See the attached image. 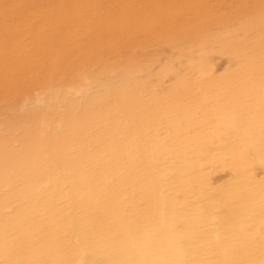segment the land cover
Here are the masks:
<instances>
[{
    "label": "bare ground",
    "instance_id": "1",
    "mask_svg": "<svg viewBox=\"0 0 264 264\" xmlns=\"http://www.w3.org/2000/svg\"><path fill=\"white\" fill-rule=\"evenodd\" d=\"M43 1L0 0V82L5 88H17L21 79L26 88L37 84L32 74L46 71L47 87L43 85L50 92L68 60L93 55L83 45L93 30L102 33L91 37L106 50L113 38L150 45V0H123L116 6L105 1L116 14L100 13L102 0ZM193 1L197 8L209 3ZM262 2L256 5L264 7ZM60 5L58 11L53 8ZM23 9L29 10L26 17ZM204 23L201 29L209 27ZM185 24H177L178 36L193 34ZM197 37L186 42L202 39ZM260 41L249 44L242 55L226 46L227 54L234 50L236 57L229 58L219 76L205 54L185 55L182 75L176 78L173 69L169 75L171 87L174 83L186 98L184 108L170 103L166 110L138 109L146 115L143 121L134 120L136 109L126 116L118 105H107L102 115L92 109L96 119H89V112L81 118L90 125L60 119L68 124L66 134H57L60 126L51 132L45 156L56 160L53 168L35 156L38 146L19 165V156L13 165L7 159L0 164V264H264L256 256V248H264ZM111 48L119 55V48ZM81 72H75L78 78ZM82 78L88 81L86 75ZM119 98L125 106L132 103H127L128 91ZM128 129L133 136L124 135ZM39 131L44 138L45 130ZM86 148L102 149L101 155ZM9 166L12 175L5 180ZM16 183L18 193L12 189ZM207 251L215 253L213 260L204 261Z\"/></svg>",
    "mask_w": 264,
    "mask_h": 264
},
{
    "label": "rangeland",
    "instance_id": "2",
    "mask_svg": "<svg viewBox=\"0 0 264 264\" xmlns=\"http://www.w3.org/2000/svg\"><path fill=\"white\" fill-rule=\"evenodd\" d=\"M46 1L44 0L43 2ZM105 1L112 2V0H104V2L102 0L104 5L106 4ZM122 1L113 0L112 3H116V6L117 3H121ZM155 1L150 0V45L147 44L143 47L141 43H120L116 41L118 40L117 38H113L108 46L109 49L106 50L105 47L107 46L105 44L103 45L99 41H94L92 38H101L102 33L99 35L100 31L93 30V33H89L88 39L89 37L90 39L85 40L83 43V45L86 44L90 48V52L93 55L90 56L79 52L83 54L78 58L80 61L77 59L72 62L68 60L66 63L67 67H65V64L60 68L59 76L55 77L56 81L50 85L53 91L50 90L49 92L46 88L47 86L44 80L46 71L41 74L34 73L32 74V78H30V74L25 75L26 79L29 77L37 82V84L27 86V88L22 79L20 86H17V88H5L4 84L0 82V153H3V155L6 154L4 155L5 158H2L3 155L0 156V159L2 158L4 160H0L2 162H0L1 165L4 164L6 159L7 164L13 165L12 161L17 159L18 156L19 165L26 156H30L29 152L34 151L33 147L38 146L39 148L35 156L45 162L48 169L53 168L56 160L45 156L48 155L46 151L50 147L49 139L53 136L51 132H54L60 126L57 134L60 137L66 134L68 124L62 123L64 121L61 122L60 119H78L75 122L76 125H90V123L83 121L81 118L84 117L86 119L89 112V119H96L97 117L90 113L92 109L102 115L105 113L107 105H118V109L123 116H126L125 113L127 115L133 114L132 109H136L135 117L137 119L134 120L143 121L144 117H146L143 113L146 112L149 106V108L155 107V109L166 110L171 103L176 108H184L186 98L180 94L178 86L176 87L174 83L173 87H171L172 82L169 80V75L172 73L171 69L176 72V78L182 75L181 69L184 66L183 59L187 58L185 55L189 54L194 56L200 55L201 53L205 54L210 59H213L212 61L215 63L217 69L216 75L219 76L223 72L221 70L222 67L227 65L229 58L236 57L234 50L232 52V54L235 53L234 55L227 54L229 50L225 49L226 46L230 49L238 48L239 54L242 55L246 54L244 50L250 46L249 44L259 39L264 48V27L260 26L264 24V7L262 5H256L258 2L262 4V0L261 2L259 0H207L209 3L206 2L205 4L210 7L204 4L202 8H197L193 0ZM242 3L243 6L240 8ZM246 3L250 5H248V9L244 8V5L247 7ZM53 8L58 11V9H62V5ZM101 10L104 13L105 11H110L108 13L112 12L114 14L117 12V10L113 12L109 8L107 9V5L104 8L101 7L98 11L100 12ZM220 10L221 12H219ZM28 11V9H23V16L22 14L21 16L26 17L29 14ZM158 12H160V16H158ZM213 13H217L215 14L216 16L214 15L215 19H212ZM205 15H208V17L204 18ZM220 15L222 16L219 17ZM203 19H206L208 28L204 26L201 29V25L199 24L205 22ZM183 23H186L184 26L193 34H189L186 37L178 36L180 34L176 26ZM11 24L10 27L14 28ZM34 24L36 23L34 22ZM220 28H223L224 33ZM20 29L24 31L27 28ZM195 36H198L197 38L199 40L202 37L203 40L201 39V42H186L189 40L193 41ZM3 37L6 39L10 38L8 34H3ZM26 37L28 36L26 35ZM31 37H28L31 39H27L28 42L32 41ZM108 42V39H106L105 43ZM114 46L119 48V55L118 53H114V49L111 48ZM263 48L262 50H264ZM262 50L261 53H264ZM225 51L227 52L225 53ZM80 63L82 66H80ZM63 69L67 72L65 73ZM82 70L85 73L81 72L83 75L81 74L79 76L80 78H78L77 75ZM85 75L86 80H88L85 81L86 83L84 82V77L82 78ZM89 88L95 93L90 90L86 93L85 91ZM142 89H146L147 91H143ZM79 90L81 92L80 94L77 93ZM123 91H128L129 93L130 99L127 103L132 102L127 104V106L119 98V95ZM56 97L58 100H56ZM138 109H143V113L140 112L139 114V112H136ZM245 115L242 116L245 117ZM114 120L119 121L122 119ZM41 128L45 130L44 138L39 131ZM133 134L134 132L131 129L124 131L125 136L131 137ZM144 139L146 140L147 137ZM71 150L72 148H69L70 153ZM85 152H92L93 155H101L102 149L90 150L86 148ZM108 159L114 160L112 157H108ZM9 160L10 163H8ZM120 162L122 163L123 161ZM8 170L4 175L5 180L8 175H12L10 166ZM12 189L14 193H18L20 191V184H14ZM2 203L3 198H0V204ZM44 236L45 233L39 234L38 239L41 240ZM253 238L257 243L261 240L259 234H254ZM256 250V256L261 261V259H264V248L257 247ZM214 257L215 253L213 251H207L204 255V261H211ZM199 263L201 262H194V264Z\"/></svg>",
    "mask_w": 264,
    "mask_h": 264
}]
</instances>
